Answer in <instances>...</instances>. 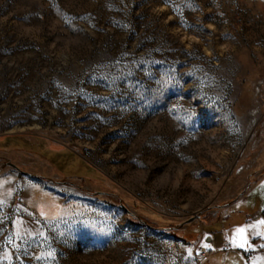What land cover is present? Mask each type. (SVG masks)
<instances>
[{
  "label": "rangeland",
  "instance_id": "obj_1",
  "mask_svg": "<svg viewBox=\"0 0 264 264\" xmlns=\"http://www.w3.org/2000/svg\"><path fill=\"white\" fill-rule=\"evenodd\" d=\"M237 199L264 203V0H0V264H197Z\"/></svg>",
  "mask_w": 264,
  "mask_h": 264
},
{
  "label": "crops",
  "instance_id": "obj_2",
  "mask_svg": "<svg viewBox=\"0 0 264 264\" xmlns=\"http://www.w3.org/2000/svg\"><path fill=\"white\" fill-rule=\"evenodd\" d=\"M244 204L237 199L218 218L198 216L203 223L195 238L187 242L204 244L208 255L197 264H264V203L260 210Z\"/></svg>",
  "mask_w": 264,
  "mask_h": 264
},
{
  "label": "built area",
  "instance_id": "obj_3",
  "mask_svg": "<svg viewBox=\"0 0 264 264\" xmlns=\"http://www.w3.org/2000/svg\"><path fill=\"white\" fill-rule=\"evenodd\" d=\"M208 255V249L202 243H195L194 247V260L196 263L202 261ZM175 264H182V262L178 261Z\"/></svg>",
  "mask_w": 264,
  "mask_h": 264
},
{
  "label": "snow or ice",
  "instance_id": "obj_4",
  "mask_svg": "<svg viewBox=\"0 0 264 264\" xmlns=\"http://www.w3.org/2000/svg\"><path fill=\"white\" fill-rule=\"evenodd\" d=\"M239 231H240V232H243V229H240Z\"/></svg>",
  "mask_w": 264,
  "mask_h": 264
},
{
  "label": "trees",
  "instance_id": "obj_5",
  "mask_svg": "<svg viewBox=\"0 0 264 264\" xmlns=\"http://www.w3.org/2000/svg\"><path fill=\"white\" fill-rule=\"evenodd\" d=\"M233 199H230V201L229 202H231Z\"/></svg>",
  "mask_w": 264,
  "mask_h": 264
}]
</instances>
